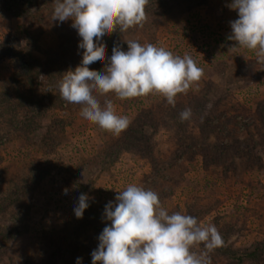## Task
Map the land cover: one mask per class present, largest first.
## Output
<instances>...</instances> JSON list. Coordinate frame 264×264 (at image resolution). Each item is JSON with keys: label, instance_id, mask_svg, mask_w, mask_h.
<instances>
[{"label": "rangeland", "instance_id": "rangeland-1", "mask_svg": "<svg viewBox=\"0 0 264 264\" xmlns=\"http://www.w3.org/2000/svg\"><path fill=\"white\" fill-rule=\"evenodd\" d=\"M231 3L150 0L142 29L103 38L106 59L90 70L135 40L188 54L204 71L175 107L158 94H97L140 132L131 146L128 128L105 131L60 96L58 82L84 51L73 21H51L54 0H0V264H92L111 223L105 206L129 184L157 192L169 214L214 224L225 246L212 264H264V64L254 51L229 50ZM185 108L192 116L181 121ZM81 194L89 207L78 219ZM257 247L259 258L245 254Z\"/></svg>", "mask_w": 264, "mask_h": 264}, {"label": "clouds", "instance_id": "clouds-1", "mask_svg": "<svg viewBox=\"0 0 264 264\" xmlns=\"http://www.w3.org/2000/svg\"><path fill=\"white\" fill-rule=\"evenodd\" d=\"M149 4L150 0H54L51 21L71 19L82 38L78 47L84 50L80 65L58 82L60 96L80 105L84 119L114 135L126 130L131 121L116 113L111 99L102 105L97 94L114 93L120 100L158 94L175 107L177 95L187 94L204 75L190 55L181 57L135 40L126 41L127 51L113 47L103 71L89 69V65L105 61L102 41L106 35L144 27ZM228 7L238 12V19L230 22L232 33L227 39L236 43L229 50L254 51L257 62L264 64V0H232ZM191 116V108L179 113L181 121ZM118 192L115 203L109 201L105 206L104 218L111 223L98 237L92 264H212V254L225 246L214 224L180 212L169 214L154 190L129 184ZM88 200L86 194L79 196L74 208L78 219L89 207ZM81 262L78 257L77 264Z\"/></svg>", "mask_w": 264, "mask_h": 264}, {"label": "trees", "instance_id": "trees-1", "mask_svg": "<svg viewBox=\"0 0 264 264\" xmlns=\"http://www.w3.org/2000/svg\"><path fill=\"white\" fill-rule=\"evenodd\" d=\"M126 135L128 137L127 144H129L131 146H135L137 144V140L141 137L140 136V132L137 131L136 127L135 128L134 127H130V129L128 128V130L126 132ZM222 149L219 150V151L224 152V151H222ZM260 252H261V248L257 247V249H255L254 251L246 252L245 254L248 255L251 258H259L258 256H259ZM239 259L242 260V257L241 258L239 257Z\"/></svg>", "mask_w": 264, "mask_h": 264}]
</instances>
